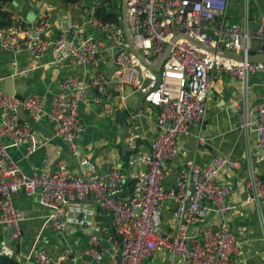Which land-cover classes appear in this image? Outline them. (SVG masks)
Instances as JSON below:
<instances>
[{
	"label": "built area",
	"instance_id": "2783aa9c",
	"mask_svg": "<svg viewBox=\"0 0 264 264\" xmlns=\"http://www.w3.org/2000/svg\"><path fill=\"white\" fill-rule=\"evenodd\" d=\"M99 0H97V3ZM128 19L135 46L147 58H158L170 38L183 32L212 48L234 52L244 57L264 53V11L259 14L255 30L227 25L228 0H127ZM14 27L0 29V43L10 52L28 51L33 56L50 55L55 65H83L96 68L87 83L77 72L62 78L48 100L46 96L31 95L18 98L0 91V226L7 231L0 253L12 256V243L20 237V223L25 214L17 209L11 196L39 194L47 211V221L54 231L84 228L93 231L88 244L89 260L78 261L68 252L56 261L45 250L30 253L33 264H99L103 245L99 234L109 229L98 223V210L91 200L100 203L99 209L112 215V228L119 238V251L111 264H149L157 252L170 255L176 264H231L240 253L236 235L226 224H203L210 214L224 216L230 210L227 202L229 183L218 176L233 172L238 162L222 155L213 156L208 163L188 162L179 172L171 188L164 187L166 163L178 154L177 140L190 133L193 124L201 123L206 112V96L214 75H229L241 85L242 102L236 105L241 112L240 126L255 134L254 155L264 156V100L248 103V79L252 74H264V62L234 61L198 48L186 39L172 45L159 74L151 72L128 49L122 26L102 23L95 17L91 23L105 33L104 39L86 34L85 27L73 17H65L59 33L46 39L50 21L46 11H38L32 21L13 16ZM119 20L122 21L120 17ZM258 40L254 46L253 41ZM117 66V75L108 76L99 68L104 52ZM118 79L122 91L131 86L133 94L143 104L158 109L155 135L146 152L133 153L127 159L130 177L136 186L130 196L122 195L124 179L120 167L110 166L99 172L87 156L79 159V172H72L66 162L59 161L49 173L25 171L10 156L9 148L24 144L26 157L39 147V138L29 122L20 119L22 108L33 121L45 113L56 124L57 135L66 143L70 154L78 153L77 138L84 127L79 108L90 100L101 105L105 113L114 112L128 95L109 90ZM89 90L93 94L89 95ZM139 103L130 116L142 112ZM251 115L253 117H251ZM134 137L127 139L135 148ZM132 148V149H133ZM145 170L136 174L132 168ZM243 186L248 198L259 207L264 205V179L255 164L249 162ZM173 201L175 231L162 234L160 205Z\"/></svg>",
	"mask_w": 264,
	"mask_h": 264
},
{
	"label": "crops",
	"instance_id": "0c3cea01",
	"mask_svg": "<svg viewBox=\"0 0 264 264\" xmlns=\"http://www.w3.org/2000/svg\"><path fill=\"white\" fill-rule=\"evenodd\" d=\"M97 0H78L74 4L62 5L55 0H14L13 16H24L38 11H46L50 27L46 39L53 40L59 33V25L65 26V17H73L85 27L86 34L105 37V33L91 23ZM113 3V9H115ZM228 11V7H227ZM264 11V0H235L230 9L228 19L243 26L247 22L249 29ZM107 49L103 54L100 70L108 76L117 75V66L113 64ZM96 68L83 65H55L50 63L49 53L43 56H33L28 51L10 52L0 43V91L18 98L41 95L49 100L57 89V85L68 74L77 72L83 82L87 83ZM248 103L253 105L264 100V74H252L248 79ZM109 90L114 94L128 95L122 91L119 80L113 79ZM93 90H89V95ZM137 96V95H136ZM129 94L125 99L115 102L119 107L112 113H105L101 105L93 104L89 99L79 108L80 119L84 130L78 136V153L72 156L66 143L57 135L56 124L47 117L49 103L45 113L38 121L30 119L26 112L19 108L20 119L27 120L39 138V147L26 157V147L21 144L9 148L11 158L25 171L38 170L49 173L56 168L59 161L66 162L72 172H79V159L87 156L93 161L99 172L110 166L120 167L124 182H131L128 174L127 158L133 153L146 152L155 135V123L158 109L143 104L140 97ZM243 92L240 82L229 75H214L206 96V112L201 123L193 124L190 133L180 136L177 140L178 154L166 163L165 188H171L177 174L188 167V162L206 164L215 155L233 158L238 162V168L233 172H222L218 179L231 186L227 198L230 210L224 216L210 213L203 224H226L231 228L239 242L240 253L234 256L231 264H264V205H255L247 195L243 180L247 175L249 162L255 164L261 178L264 179V156L254 155L255 134L250 128L243 129L241 112L236 105L242 102ZM141 104L142 112L136 117L130 116L133 109ZM251 117H253L251 115ZM1 119V114H0ZM134 137V152L125 153L121 159L122 146L128 145V137ZM130 154L127 157V153ZM145 170L144 165L132 168V173ZM131 179V180H130ZM136 181L124 185V193H131ZM127 197V196H126ZM13 205L24 212L25 218L20 223L21 234L11 247L12 256L0 253V264H33L29 254L37 250H45L52 261L61 254L68 252L78 261L91 258L88 252L89 239L93 231L84 228H69L66 231H54L47 221V211L42 206L39 194L25 195L19 193L11 196ZM93 203V200H91ZM96 207V206H95ZM97 208V207H96ZM174 204L170 199L160 205L162 234L170 237L175 231L173 220ZM98 210V223L108 228V232L100 235L103 245V256L99 264H111L118 253L119 238L112 228V215ZM106 218V219H105ZM108 218V219H107ZM107 221L108 223H105ZM7 236V231L0 226V246ZM149 264H176L175 260L164 252H157L148 259Z\"/></svg>",
	"mask_w": 264,
	"mask_h": 264
},
{
	"label": "water",
	"instance_id": "95a60500",
	"mask_svg": "<svg viewBox=\"0 0 264 264\" xmlns=\"http://www.w3.org/2000/svg\"><path fill=\"white\" fill-rule=\"evenodd\" d=\"M115 2V6L117 8H120L121 10V18H122V28L123 31L125 33V37L128 43V49L129 51L135 55V57L142 62L151 72L155 73V74H159L162 64L164 63L165 59L168 57L170 49L172 48V45L174 44L175 41H177L178 39H186L189 42H191L193 45H195L198 48L204 49L209 53H212L214 55H217L221 58H225V59H231L234 61H244L247 60L248 62H264V53L262 52H257L255 54H250L246 57L242 56V55H238L234 52H230V51H225V50H220L217 48H212L209 44H205L202 43L200 41H198L197 39L183 33V32H179V33H175L169 40V42L166 44L164 51L162 52V54L154 59L151 60L149 58H147L145 55L142 54V52L135 46L133 39H132V32L130 29V24H129V19H128V2L127 0H114ZM235 0H228V11L227 14L229 15L230 13V9L232 8L233 4H234ZM34 14H28L26 16V18L29 21H32L34 19ZM227 25L229 26H234L235 25V21L233 19H228L227 21ZM257 28V23L255 22V25H251V29L255 30ZM258 40H254L253 41V45L257 46L258 45ZM125 92L126 94H133V89L131 86L126 85L125 86ZM9 94V93H8ZM135 95V94H134ZM136 96V95H135ZM138 98V96H136ZM140 101V100H139ZM140 103V102H139ZM128 151H132L131 148H129V146L127 144H124L122 146V156L121 159L125 160V153ZM131 173V170H128V174ZM93 203L95 204V206L97 207V209H99V205L100 203L98 201L93 200ZM106 219V218H105ZM108 219V218H107ZM105 223H108L107 221H105Z\"/></svg>",
	"mask_w": 264,
	"mask_h": 264
},
{
	"label": "trees",
	"instance_id": "16d2710c",
	"mask_svg": "<svg viewBox=\"0 0 264 264\" xmlns=\"http://www.w3.org/2000/svg\"><path fill=\"white\" fill-rule=\"evenodd\" d=\"M14 0H0V29L7 28V27H14L15 22L13 20V8L12 2ZM62 5H70L76 3L78 0H55ZM114 0H99L96 3L93 15L96 19H98L102 23H112L118 26H122V21L119 20L121 17V10L117 8L115 5V9H113ZM131 152H134L132 150ZM130 154L127 153V157ZM128 159V158H127ZM131 180V179H130ZM128 181L125 180L124 185L133 184L134 181L127 183ZM124 196H130V193L122 192Z\"/></svg>",
	"mask_w": 264,
	"mask_h": 264
}]
</instances>
